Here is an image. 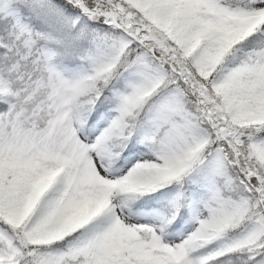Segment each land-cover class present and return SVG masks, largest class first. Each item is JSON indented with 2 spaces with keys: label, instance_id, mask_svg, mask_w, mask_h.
Segmentation results:
<instances>
[{
  "label": "snow or ice",
  "instance_id": "snow-or-ice-1",
  "mask_svg": "<svg viewBox=\"0 0 264 264\" xmlns=\"http://www.w3.org/2000/svg\"><path fill=\"white\" fill-rule=\"evenodd\" d=\"M0 264H264V0H0Z\"/></svg>",
  "mask_w": 264,
  "mask_h": 264
}]
</instances>
